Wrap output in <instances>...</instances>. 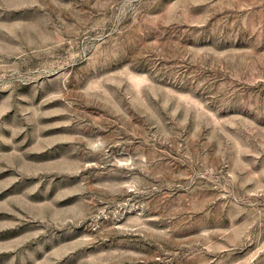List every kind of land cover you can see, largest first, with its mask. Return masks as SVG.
Masks as SVG:
<instances>
[{"label": "rangeland", "instance_id": "1", "mask_svg": "<svg viewBox=\"0 0 264 264\" xmlns=\"http://www.w3.org/2000/svg\"><path fill=\"white\" fill-rule=\"evenodd\" d=\"M0 264H264V0H0Z\"/></svg>", "mask_w": 264, "mask_h": 264}]
</instances>
